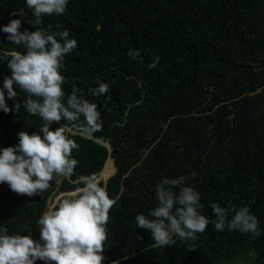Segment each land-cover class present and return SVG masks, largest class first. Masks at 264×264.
I'll return each mask as SVG.
<instances>
[{
    "label": "trees",
    "instance_id": "16d2710c",
    "mask_svg": "<svg viewBox=\"0 0 264 264\" xmlns=\"http://www.w3.org/2000/svg\"><path fill=\"white\" fill-rule=\"evenodd\" d=\"M11 19L21 20V32L36 30L25 0H0V26ZM42 21L40 27L66 29L77 41L64 59L63 87L67 95L75 85L97 104L102 128L91 137L67 133L79 144L72 153L78 166L39 195L20 196L0 184V227L36 240L50 194L59 193L58 199L83 186L109 155L115 171L99 181L116 203L103 264H227L242 252L251 264H264V0H68L64 14ZM136 49L142 62L127 55ZM13 51L25 49L0 32V55ZM155 55L159 64L149 69ZM10 75L0 61V86ZM97 81L108 84L107 96L88 92ZM15 91L14 99L5 91L6 104L13 109L18 102L19 110H0V148L16 145L20 131L39 133L42 125L23 106L27 93ZM192 172L188 185L200 193L210 223L194 242L174 237L172 247H158L135 216L156 205L162 177ZM213 202L249 207L261 235L215 230Z\"/></svg>",
    "mask_w": 264,
    "mask_h": 264
},
{
    "label": "clouds",
    "instance_id": "9594fccd",
    "mask_svg": "<svg viewBox=\"0 0 264 264\" xmlns=\"http://www.w3.org/2000/svg\"><path fill=\"white\" fill-rule=\"evenodd\" d=\"M25 3L32 10L34 20L29 23L36 30L21 32L20 19H11L0 26L8 43L25 49L23 53L0 55V61H6L11 72L3 77L0 86V110L4 113L19 110L18 102L10 109L5 97L6 91L7 98L14 99L15 88H19L28 96L24 108L30 115L38 116L42 125L39 133L20 131L16 145L0 148V184H7L17 195L32 197L46 191L54 178L71 176L78 166L72 153L79 149V144L67 133L91 137L101 130L103 121L97 104L84 98L75 85L67 95L63 87L64 59L77 47V41L69 38L66 29L40 27L44 16L64 14L68 0H25ZM127 55L132 60H143L139 49L129 50ZM159 61L160 57L155 55L147 67L154 69ZM96 85L88 92L95 97L107 96L108 84L97 81ZM61 121L67 124L53 130L51 126ZM195 175L192 172L188 176L162 177L155 186L156 205L147 215L135 216L136 226L149 231L156 246L172 247L176 239L194 242L206 231L210 220L201 212L200 193L188 185ZM82 185L59 197L43 212L37 220L39 242L31 234L10 235L7 228L0 227V264H35L37 260L52 264H103L106 225L116 201L95 176L84 178ZM210 207L215 230L239 231L253 238L261 235L259 221L249 207H222L215 202ZM194 250L193 247L189 251Z\"/></svg>",
    "mask_w": 264,
    "mask_h": 264
},
{
    "label": "rangeland",
    "instance_id": "374dc122",
    "mask_svg": "<svg viewBox=\"0 0 264 264\" xmlns=\"http://www.w3.org/2000/svg\"><path fill=\"white\" fill-rule=\"evenodd\" d=\"M107 162H108V161H106V162L104 163L103 168H102L100 171H98V172H96V173L94 174L95 177H96L98 180H102V179H103V176H102L101 174L104 173V171H105V166H106ZM111 168H112V164L110 163V167L107 169V171H109ZM100 173H101V174H100ZM72 191H74V190L68 191L67 193H70V192H72ZM58 195H59V193H54V192H52V193L50 194V196H49V200H48V202H47V204H46V206H45L43 212L46 211L49 207L52 206V204H54V203L56 202ZM42 214H43V213H42ZM36 241L39 242V231H38V237H37ZM241 255H243V257H244V256H245V252H242ZM246 255H247V254H246ZM243 257H241V256H237V257L233 258L231 261H229L227 264H251V262H250V258H248V257H247V258H243ZM251 258H252V255H251Z\"/></svg>",
    "mask_w": 264,
    "mask_h": 264
},
{
    "label": "water",
    "instance_id": "95a60500",
    "mask_svg": "<svg viewBox=\"0 0 264 264\" xmlns=\"http://www.w3.org/2000/svg\"><path fill=\"white\" fill-rule=\"evenodd\" d=\"M104 144L107 145V143H105V142H104ZM107 157H110V156L107 155V156L105 157L104 161L107 159ZM110 158H111V157H110ZM104 161H103V163H104ZM111 163H112L113 169H112V171H111V172H110L105 178L102 179L103 184H104L106 178H107L110 174H112V173L115 171V166H114V163H113V159H112V158H111ZM102 165H103V164H102ZM101 167H102V166H101ZM99 170H100V169H99ZM99 170H98V171H99ZM98 171H97V172H98ZM61 194H62V193H61ZM59 195H60V194H59ZM59 195H58V196H59Z\"/></svg>",
    "mask_w": 264,
    "mask_h": 264
},
{
    "label": "bare ground",
    "instance_id": "6f19581e",
    "mask_svg": "<svg viewBox=\"0 0 264 264\" xmlns=\"http://www.w3.org/2000/svg\"><path fill=\"white\" fill-rule=\"evenodd\" d=\"M107 158H108V157H107ZM108 160H109L110 163H111V158H109V159H107V160H105V161H108ZM105 161H104V163H105ZM104 163H103V165H104ZM111 164H112V163H111ZM103 165H102V167H103ZM102 167H101V169H102ZM108 168H109V163L107 162V164H106V166H105V171H104V173H103L104 176L107 175V172H108L107 169H108ZM101 169H100V170H101ZM100 170H99V171H100ZM104 178H105V177H104Z\"/></svg>",
    "mask_w": 264,
    "mask_h": 264
}]
</instances>
